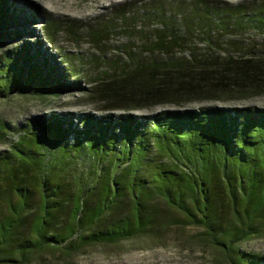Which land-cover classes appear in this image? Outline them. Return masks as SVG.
Listing matches in <instances>:
<instances>
[{"label":"trees","instance_id":"obj_1","mask_svg":"<svg viewBox=\"0 0 264 264\" xmlns=\"http://www.w3.org/2000/svg\"><path fill=\"white\" fill-rule=\"evenodd\" d=\"M38 14L0 0V105L69 93L97 111H0V263L151 235L163 204L230 264H264L239 250L264 219V106L229 103L264 95L262 49L236 46L264 40V0L125 1L81 26L41 22L49 43L83 30L90 55L46 46Z\"/></svg>","mask_w":264,"mask_h":264},{"label":"rangeland","instance_id":"obj_2","mask_svg":"<svg viewBox=\"0 0 264 264\" xmlns=\"http://www.w3.org/2000/svg\"><path fill=\"white\" fill-rule=\"evenodd\" d=\"M35 5L39 14L35 16L36 23L31 27L42 37L44 43L49 48L59 49L61 52L84 53L90 55L96 50L88 42L86 36L80 32L77 35L68 34L66 31L58 30L54 36V42L49 43L44 39L42 33V23L48 16L56 20H75L81 25L85 22L101 19L102 15L109 13L111 7H117L125 1L136 0H24ZM231 3H250L254 0H220ZM42 22V23H41ZM31 37L30 39H34ZM105 49L110 53L115 51L114 45H119L126 41L124 33H117L109 37ZM240 39V38H239ZM243 41L239 42L237 49L244 47H257L264 53V40L257 37L243 36ZM240 45V46H239ZM253 45V46H252ZM224 46V45H223ZM231 52H236L233 45L227 46ZM234 54V53H233ZM76 56V55H75ZM91 72V67L87 68ZM88 85V84H86ZM74 99L69 93L45 103L37 100L20 102L10 101L5 105H0L1 115L12 121L23 120L30 115L43 111L76 113L93 110V105L89 103V98L80 96ZM70 102L72 105H64ZM219 104L218 102H215ZM232 105L250 104L264 106V95L254 96L241 101H231ZM197 103H195L196 105ZM190 105H194L190 104ZM66 106V107H63ZM158 107H154L157 109ZM119 111L115 112L118 113ZM138 113V110L135 111ZM5 144L0 143V149ZM163 213L166 214L164 224H159L158 229L151 232V235H141L138 237L121 240L115 243H104L87 245L82 250L71 255H65L60 250L43 249L36 254H32L27 261H13L0 264H230V261L223 249L216 245L203 229L197 225L188 224L184 221L183 214L159 204ZM262 226L260 232L246 239L239 250L243 253L259 254L264 258V219H260L258 226Z\"/></svg>","mask_w":264,"mask_h":264}]
</instances>
